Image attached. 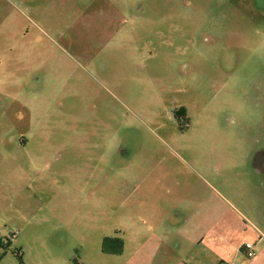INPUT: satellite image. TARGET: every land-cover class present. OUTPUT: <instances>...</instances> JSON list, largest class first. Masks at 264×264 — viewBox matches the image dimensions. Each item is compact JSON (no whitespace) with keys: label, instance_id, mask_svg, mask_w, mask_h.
<instances>
[{"label":"rangeland","instance_id":"rangeland-1","mask_svg":"<svg viewBox=\"0 0 264 264\" xmlns=\"http://www.w3.org/2000/svg\"><path fill=\"white\" fill-rule=\"evenodd\" d=\"M261 152L264 0H0V264L252 247Z\"/></svg>","mask_w":264,"mask_h":264},{"label":"crops","instance_id":"crops-1","mask_svg":"<svg viewBox=\"0 0 264 264\" xmlns=\"http://www.w3.org/2000/svg\"><path fill=\"white\" fill-rule=\"evenodd\" d=\"M264 186V182H262V188ZM257 187L261 189V183L257 182ZM147 212V211H146ZM149 216V214L147 213ZM179 224V220H178ZM211 232V233H210ZM210 232H207L205 235L200 234L198 236V239L194 241L192 245H194L195 248H205V249H213L215 252L212 253V258L210 261V264H264V232L257 229L255 232H257L258 241H256L254 244H252L250 248H246L245 245L238 244L237 246H232V244H225L223 241V230H212ZM156 244H153L152 241L146 240L144 241L140 247H148L149 244L154 248V251L152 252L153 256H155L156 252L160 249H164L163 251V257L170 260L171 256V249L180 251L181 244L178 242L175 243H164L163 245L160 244L161 240L156 241ZM263 242V243H262ZM1 243V242H0ZM4 243H7V240H4ZM2 244V243H1ZM124 243L122 241V247L121 251L123 250ZM161 246V247H160ZM215 247V248H214ZM216 248L221 250V252H216ZM209 250V249H208ZM201 253V252H200ZM210 253V251H209ZM120 254V253H119ZM211 254V253H210ZM241 254L247 256V260H245ZM118 255V254H117ZM263 258V259H262ZM181 263H184V258H180ZM195 259L196 256H195Z\"/></svg>","mask_w":264,"mask_h":264},{"label":"trees","instance_id":"trees-1","mask_svg":"<svg viewBox=\"0 0 264 264\" xmlns=\"http://www.w3.org/2000/svg\"><path fill=\"white\" fill-rule=\"evenodd\" d=\"M111 241H115L117 243V246L115 248H109L108 243ZM0 246L2 247V244L0 243ZM122 242L119 239H110L105 238L102 244V252L105 254H119L121 252ZM18 260L20 261V256L17 255Z\"/></svg>","mask_w":264,"mask_h":264},{"label":"flooded vegetation","instance_id":"flooded-vegetation-1","mask_svg":"<svg viewBox=\"0 0 264 264\" xmlns=\"http://www.w3.org/2000/svg\"><path fill=\"white\" fill-rule=\"evenodd\" d=\"M175 115H176V112H175ZM259 159H260V161H263V163H264V152H261L260 154L257 155L256 160H259Z\"/></svg>","mask_w":264,"mask_h":264},{"label":"built area","instance_id":"built-area-1","mask_svg":"<svg viewBox=\"0 0 264 264\" xmlns=\"http://www.w3.org/2000/svg\"><path fill=\"white\" fill-rule=\"evenodd\" d=\"M245 247H246V248H250V246H249V245H245Z\"/></svg>","mask_w":264,"mask_h":264}]
</instances>
